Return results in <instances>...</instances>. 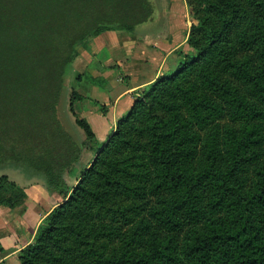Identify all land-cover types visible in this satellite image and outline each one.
Returning a JSON list of instances; mask_svg holds the SVG:
<instances>
[{
    "label": "trees",
    "instance_id": "trees-1",
    "mask_svg": "<svg viewBox=\"0 0 264 264\" xmlns=\"http://www.w3.org/2000/svg\"><path fill=\"white\" fill-rule=\"evenodd\" d=\"M185 1L192 53L99 147L79 91L83 143L59 119L68 70L101 34L152 21L153 2L0 0V165L41 174L59 201L19 264H264V0ZM30 196L0 179V209Z\"/></svg>",
    "mask_w": 264,
    "mask_h": 264
},
{
    "label": "crops",
    "instance_id": "crops-1",
    "mask_svg": "<svg viewBox=\"0 0 264 264\" xmlns=\"http://www.w3.org/2000/svg\"><path fill=\"white\" fill-rule=\"evenodd\" d=\"M182 1L187 5L185 0ZM171 6L169 10L173 12V0H171ZM166 11H161L160 16L162 18L167 17L168 11ZM150 22L152 25L155 23L154 20ZM174 23L175 25L171 27V32L169 34L166 33L167 36L166 34L159 35L153 30L149 31V28H143L136 35L106 32L95 38L89 47L83 48L81 57L75 64L76 66L80 65L81 69L78 73H91L95 77H105L108 80L115 78L114 67L125 69V74L117 80L125 84L119 87V90L109 86L107 91L100 92L98 88L93 87L90 90L91 95L83 94L88 100L97 97V101L100 100L99 102L106 107L107 113H101L99 114L101 118H98L99 116L96 118L99 125H101L102 120L107 123V120L110 121V119L114 118L110 117L108 119L111 110L117 121L120 116H123L131 109L137 93L144 92L145 88L153 84L158 78L177 68L181 55L176 51L181 47L184 48L187 38H179L180 34L177 29L181 27L180 23L178 21H174ZM181 23L183 28L184 26L186 27V23L182 21ZM117 51L120 53H117ZM190 53H192V49L188 48L186 54ZM147 67H149L148 71H152V73L143 79H135L134 81V74L146 71ZM109 92L111 94L114 93V95L109 96ZM91 110L97 109L91 108ZM98 113L100 112L98 111ZM35 187V185H32L31 189L28 188L32 192L30 198L37 193ZM39 222L35 223L34 229L25 219V213H21V209H0V244L5 250L0 253V264H19V253L29 243L33 242Z\"/></svg>",
    "mask_w": 264,
    "mask_h": 264
},
{
    "label": "rangeland",
    "instance_id": "rangeland-1",
    "mask_svg": "<svg viewBox=\"0 0 264 264\" xmlns=\"http://www.w3.org/2000/svg\"><path fill=\"white\" fill-rule=\"evenodd\" d=\"M153 2V5L155 7V12L153 16V20L155 23L152 25L151 22L145 23L138 27V29L133 33L124 32L129 35H136V33H139V31L143 30V28H149L148 30H153L155 33L163 34L166 33L169 34L171 32V27L175 25L174 21H178L180 23V28L177 29V32H179V38L185 39V37L188 39L189 32L192 26V11L188 5H185L184 1L182 0H173V12H171L170 6H171V0H151ZM183 2V3H182ZM187 4V3H186ZM184 5V7H183ZM172 7V6H171ZM168 11V15L166 18H162L160 16L161 11L165 12ZM166 11V12H167ZM175 16V17H174ZM178 18H177V17ZM174 17V19H173ZM182 22L186 23V27H182ZM153 28V29H152ZM166 34V36H167ZM178 38V39H179ZM188 48L190 46L187 43L184 48H180L178 53L180 54H186L188 51ZM82 48L80 52H82ZM117 53H120L117 51ZM80 65H74L73 67H70L68 70V78L66 81V86L63 91L60 105H59V119L61 120L62 124L66 128L67 132L77 141L79 144L83 143L85 140V133L84 131L76 124L75 119L70 111V94L72 89H75L79 91L82 94L91 95L90 90L93 87H96L99 89L100 92L107 91L109 89V86L112 88H115L119 90V87L124 86L125 84L118 82V78L123 76L125 74L124 68H113L114 73V79H106L105 77H95L91 75V73H82L84 74L81 81L77 79V75L80 74L78 71L80 70ZM145 69V68H144ZM141 69V70H144ZM149 67H147L146 71L139 72L138 74H134L133 80H140L143 79L148 74H151L152 71H148ZM175 70L166 73L164 76L170 75ZM140 74V75H139ZM139 75L138 78L136 76ZM163 77V76H162ZM149 87L145 88L147 90ZM144 90V91H145ZM143 93H137L135 95L136 99L143 96ZM108 95V94H107ZM114 95V93L109 92V96ZM97 97L93 98L92 100H86L83 103H78L76 105V109L78 112H81V114L91 123L92 127L97 133L98 137V146L101 147L103 143L106 142L108 139V134H110L114 127H116V116L113 115L112 110L108 116L107 123H104V120H102L101 125L97 123L96 118H101L102 112L98 113V110H91L93 109H99V105H103L101 102L97 101ZM135 99V100H136ZM97 102V104H95ZM105 114V113H103ZM122 117V116H120ZM119 117V118H120ZM115 130V129H114ZM94 151H88L86 150L81 158V162L78 167L74 170V172L69 176L68 175V181L71 186L75 185V180L80 174L81 170L85 168V166L94 158ZM3 176H7L11 181L17 183L21 187L25 188H32V185H35L36 192L35 196L32 198H29L28 203L25 205V219L29 224L32 225V227L35 229V223H38L40 220L42 221L43 218L46 216V213L53 209L55 205L59 202L57 199L52 198L47 191L45 190L43 186V176L39 173L34 172L32 169L28 168L27 166L19 165V164H7V165H0V179ZM24 209V208H23ZM41 221L39 222V225L41 224ZM28 233V232H27Z\"/></svg>",
    "mask_w": 264,
    "mask_h": 264
}]
</instances>
